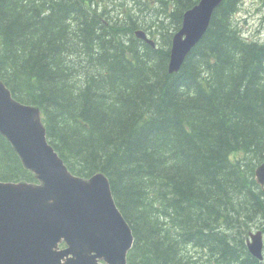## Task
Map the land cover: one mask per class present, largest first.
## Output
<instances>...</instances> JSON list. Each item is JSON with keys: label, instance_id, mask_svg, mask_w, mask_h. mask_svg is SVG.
Masks as SVG:
<instances>
[{"label": "trees", "instance_id": "obj_1", "mask_svg": "<svg viewBox=\"0 0 264 264\" xmlns=\"http://www.w3.org/2000/svg\"><path fill=\"white\" fill-rule=\"evenodd\" d=\"M166 1L140 2L149 22L113 14L108 1L0 0V80L41 109L72 174L109 179L135 237L128 264H264L247 247L250 221L264 220L255 175L264 163V44L234 21L241 0H224L170 74L174 34L200 0ZM76 43L84 52L72 62ZM84 54L98 59L87 60L91 72L78 68ZM0 181L38 183L1 134Z\"/></svg>", "mask_w": 264, "mask_h": 264}, {"label": "water", "instance_id": "obj_2", "mask_svg": "<svg viewBox=\"0 0 264 264\" xmlns=\"http://www.w3.org/2000/svg\"><path fill=\"white\" fill-rule=\"evenodd\" d=\"M223 1L201 0L185 14L173 38L170 74L180 72ZM136 34L155 47L145 32ZM0 134L39 181H0V264H128L135 237L109 179L73 175L49 142L41 109L17 101L1 80ZM255 174L264 187V163ZM247 246L263 261V230L251 232Z\"/></svg>", "mask_w": 264, "mask_h": 264}, {"label": "rangeland", "instance_id": "obj_3", "mask_svg": "<svg viewBox=\"0 0 264 264\" xmlns=\"http://www.w3.org/2000/svg\"><path fill=\"white\" fill-rule=\"evenodd\" d=\"M99 1H108L109 2V11L112 10V13L115 15H119L120 13H123L126 10H131L132 13L137 12L140 17L149 20L151 16V11H149L146 7L140 4L144 3L151 7L155 8L157 7V0H141V1H136V0H99ZM167 0L166 2H168ZM160 5V3H159ZM134 9V10H133ZM170 11V7L167 9ZM168 11H166L165 7V17L164 21L167 23L162 25V34L163 36H167L168 31H170L173 26V18H170L168 20ZM126 13V12H125ZM120 17V16H119ZM234 21L239 25V27L242 29V31L245 33V36L248 38L250 41H257L260 43L264 44V0H241L239 9L237 13L234 16ZM150 22V20H149ZM71 23V22H70ZM145 29L148 33L152 35L153 38H161L159 34L156 33V31H151L148 28H143ZM138 30V29H136ZM173 33L176 31L175 29L172 30ZM164 43L159 47L163 48ZM76 50V54H74L71 58V61L77 60V52L79 50L83 51V48L80 44L76 43L74 46ZM87 53V51H86ZM84 59L79 61L78 68L79 70H87L88 72L93 71V68L90 67H84L88 65V59L89 60H98L92 54L90 56L84 54L82 57ZM91 58V59H90ZM85 68V69H84ZM252 157H246V162H250V159ZM252 227V228H251ZM262 228V229H261ZM264 220H262V217H253V219L249 223V232L250 231H258V230H264ZM258 229V230H257ZM191 247H194V245H191L188 247V250L191 249ZM264 262V261H263Z\"/></svg>", "mask_w": 264, "mask_h": 264}, {"label": "bare ground", "instance_id": "obj_4", "mask_svg": "<svg viewBox=\"0 0 264 264\" xmlns=\"http://www.w3.org/2000/svg\"><path fill=\"white\" fill-rule=\"evenodd\" d=\"M195 7V6H194ZM194 7H192L191 9H193ZM191 9H189V10H191ZM189 10H187L185 13H184V16H185V14L189 11ZM165 13V12H164ZM133 15V14H132ZM158 16V15H157ZM184 16H183V22H184ZM235 16V15H234ZM159 19V18H158ZM183 22H182V26H181V28H180V30L182 29V27H183ZM240 28V27H239ZM241 29V28H240ZM179 30V31H180ZM242 30V29H241ZM137 31H143V32H145L144 30H137ZM137 31H136V33H137ZM178 31V32H179ZM178 32H176V33H178ZM146 33V32H145ZM146 35H147V33H146ZM136 37H137V34H136ZM147 37H148V39H150V40H152V41H154L152 38H150L148 35H147ZM138 38V37H137ZM139 40H142V39H140V38H138ZM143 42H145L146 44H148V45H150L149 43H147L146 41H144V40H142ZM155 42V41H154ZM151 46V45H150ZM153 47V46H152ZM155 47H156V43H155ZM170 58H171V53H170ZM169 63H170V59H169ZM197 255V254H196ZM200 258V257H199ZM203 262V261H202Z\"/></svg>", "mask_w": 264, "mask_h": 264}]
</instances>
